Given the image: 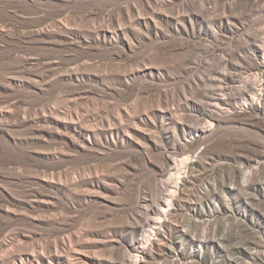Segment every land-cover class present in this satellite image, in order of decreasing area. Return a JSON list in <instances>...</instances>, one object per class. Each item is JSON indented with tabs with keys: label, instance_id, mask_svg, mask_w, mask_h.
I'll use <instances>...</instances> for the list:
<instances>
[{
	"label": "rangeland",
	"instance_id": "374dc122",
	"mask_svg": "<svg viewBox=\"0 0 264 264\" xmlns=\"http://www.w3.org/2000/svg\"><path fill=\"white\" fill-rule=\"evenodd\" d=\"M0 264H264V0H0Z\"/></svg>",
	"mask_w": 264,
	"mask_h": 264
},
{
	"label": "bare ground",
	"instance_id": "6f19581e",
	"mask_svg": "<svg viewBox=\"0 0 264 264\" xmlns=\"http://www.w3.org/2000/svg\"><path fill=\"white\" fill-rule=\"evenodd\" d=\"M147 200V202L146 203H144L145 204V207L148 209V212H151V205H152V203H151V201L150 200H148V198H145V200H143V201H146ZM159 205H161L160 203H159ZM162 207V206H161ZM163 208V210H166V209H164V207H162ZM149 216H150V214H149ZM160 218V217H159ZM149 220V221H148ZM148 220L147 221H145L147 224H149L150 223V218L148 217ZM158 222V221H157ZM129 254H131V252L129 251ZM129 257V256H128ZM133 257V256H132ZM136 262H138V259H136Z\"/></svg>",
	"mask_w": 264,
	"mask_h": 264
}]
</instances>
